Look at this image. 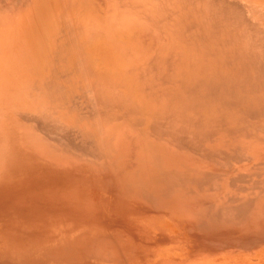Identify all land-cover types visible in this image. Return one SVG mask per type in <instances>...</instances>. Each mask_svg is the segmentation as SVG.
<instances>
[{
	"label": "crops",
	"instance_id": "crops-1",
	"mask_svg": "<svg viewBox=\"0 0 264 264\" xmlns=\"http://www.w3.org/2000/svg\"><path fill=\"white\" fill-rule=\"evenodd\" d=\"M104 1L109 6L113 28L130 31L140 25L145 30L152 53L135 78L141 93L149 97L159 94L168 85V68L164 72L165 85L160 84V90L154 92L153 66L182 65L183 55L173 57L169 50L184 49L185 41L191 40L185 17L189 12L195 15L196 10L186 9L184 0ZM258 1L259 8L264 9V0ZM72 2L0 0V143L7 149L17 146L11 149L16 152L22 151L19 146L24 144L63 146L59 150L49 147L54 153L64 154L52 159L88 162L97 159L94 155L101 151L100 145L117 146L114 152H122L119 146L129 144L122 135L136 132L143 123L130 121L132 113L115 99L113 86L102 82L91 70L83 50L94 27L74 17ZM174 40L181 44L174 45ZM46 138L49 144L42 141ZM160 139L155 143L168 145L165 138ZM149 140L154 141L151 129ZM182 154L188 171L176 175V188L168 175L160 176L152 170L143 190L146 197L133 202L130 216L131 222L141 223L144 216L146 222L161 225L165 243L161 246V264H264V199L248 202L242 199L245 192L237 189L238 185H248L243 184L248 179L241 176L252 165L236 163L227 156L206 158L187 151ZM68 175L88 178L90 174L81 169ZM139 209L144 212L138 214ZM240 210L246 212L245 217Z\"/></svg>",
	"mask_w": 264,
	"mask_h": 264
},
{
	"label": "rangeland",
	"instance_id": "rangeland-1",
	"mask_svg": "<svg viewBox=\"0 0 264 264\" xmlns=\"http://www.w3.org/2000/svg\"><path fill=\"white\" fill-rule=\"evenodd\" d=\"M231 1L235 4L236 1L237 4L239 2ZM96 2L102 5L103 12H97L95 16L91 13L88 4L93 3V0L72 2L74 17L91 24L94 29L96 20L102 22L107 17L111 18L108 4L104 0ZM240 4L239 7L235 5L239 11L242 10ZM42 7L46 6L42 5ZM186 9H188L187 4ZM103 29L100 42H105L107 47L115 46L116 42L122 43L118 45L119 49H115L120 51L119 64L110 63L111 55L105 53L108 49L99 47L98 50L102 52L104 60L109 62L108 69L121 65V72L124 70L122 80H131L134 76L132 71H135L136 67L140 68L142 66L140 64L152 53L146 35L140 31L130 30L125 35L131 38L110 43L108 40L105 41V36L110 32L104 27ZM173 42L174 45L181 44L175 40ZM184 44V49L171 48L169 52L174 54L173 57L187 56L185 61L189 64L153 66L151 87L154 92L160 90V84L165 85L164 72L169 68L168 85L162 87L158 95L149 97L140 91L128 90L124 93L129 109L133 112L130 121L141 120L143 123V127L136 132L126 131L122 135L128 142L138 143L143 140L145 142L149 137L150 130L144 125L147 113L155 118L161 116L158 122L155 119L149 125L153 131L154 141L150 143L151 145L146 144L145 147L137 149V159L134 157V160H130L127 156L130 149L132 151L134 149L131 144L120 145L119 148L123 151L119 153L114 152L116 146L100 145L98 147L101 151L94 155L97 159L86 162L52 159L64 156L60 152H50L49 147L53 148L55 145L24 144L19 146L22 151L16 152L11 149H16L17 146H9L7 149V146L0 143L1 264L3 262L15 264V260L17 264H161V246L165 245L162 240L164 237L160 233L161 225L146 222L144 216L140 218L141 223L130 221L131 213L134 212L133 202L146 197L143 190L145 182L149 181L151 171H157L160 176L161 174L176 175V173L181 175L187 172L186 159L182 152L196 150L195 153L201 156L204 154L202 151L204 149L210 154L206 148L208 144L215 146L211 141L219 135L217 140L219 150L216 151V155L222 153L224 144L220 145V138L222 139V136L225 138L224 129L228 127L226 120L232 115L240 119L237 128L242 127L244 121H249L258 127L260 131L257 130V133L264 134V130L260 128L264 121L260 122L253 118L264 111L240 112V108H264V80L259 81L255 77L257 68H250L241 73L245 66L221 64L222 59L218 56L214 59L211 55L212 48L207 42L199 44L196 40H186ZM102 46L105 47V44ZM85 47L83 53L88 59ZM87 47L89 48L88 44ZM238 51L240 50H234V52ZM215 60L217 63H214ZM98 64L97 67L92 63V71H102L101 66L104 68V64L101 62ZM195 68L205 69L206 81L204 75L192 72ZM161 69L163 70L160 71ZM105 72L113 75L111 71ZM214 75L217 78V85L224 84L225 78H232L235 86L232 96H229V91L224 88L213 90L209 78ZM180 77L184 78V82L189 81L192 87L189 89L180 87L179 84L182 83ZM245 78L252 80L246 83L243 81ZM172 86H176L178 90L176 91ZM241 93H249V95L236 96ZM207 111L214 112L218 120L215 122L217 118L208 117ZM121 115L123 117L128 114ZM1 132L0 115V141ZM158 135L165 138L167 146L165 142L162 143L163 147H160L161 143H155V139L161 138ZM187 137H191L193 143L187 144L186 140H189ZM49 140L42 139L46 144H49ZM147 141L150 142L148 138ZM248 146L249 153L258 149L263 155L264 141ZM60 147L63 148L56 146L54 150L56 148L59 150ZM117 154L127 160L122 161V163L128 162L127 172L116 167L119 160L111 159ZM224 156L236 162L234 156L227 154ZM171 163L177 169L181 168V171H175V174L169 173L174 172L167 171ZM81 169L89 172L88 178L68 175L72 170ZM257 171L251 175H257L255 180L261 184L258 178H263L264 172L255 174ZM136 173L139 176H135ZM237 187L240 191L241 185ZM246 194L251 200L261 196L256 192L253 195ZM140 211L144 212L143 209H139L137 213H141Z\"/></svg>",
	"mask_w": 264,
	"mask_h": 264
},
{
	"label": "bare ground",
	"instance_id": "bare-ground-1",
	"mask_svg": "<svg viewBox=\"0 0 264 264\" xmlns=\"http://www.w3.org/2000/svg\"><path fill=\"white\" fill-rule=\"evenodd\" d=\"M88 1H91V0H88ZM96 1L97 0H93V3H88L89 9L94 16L96 15L97 12L98 13L103 12L102 5L98 4ZM238 1H239L238 4L241 3L240 4L241 8H242V10L240 9L241 11H239V9L237 8V7H239V5L237 4V1L235 4L234 2L232 3L231 0H228V1H226V0H184V4L186 3L188 5V9H195L196 10L195 15L193 12H189L186 14L185 18H188V19H185L186 20L185 21L186 32L189 35V38L191 40H196L199 42V44H201L202 42H207L208 44H210L211 48H212L211 55L214 57V59H216L217 56L219 59H222L220 61L221 64H223V65H233V64L243 65V66H245V68H244V70L240 71L241 73L246 72L250 68H257L256 73H255V77L258 78L259 81H263L264 80V26H263L264 25V9L259 8L258 3L260 1H258V0H238ZM186 4H185V8H186ZM243 11H245V12H243ZM100 19H102V18H100ZM192 23H193V25H192ZM23 24H24V22H23ZM94 24H95V29L93 30V35L90 39L92 41H90L88 43L89 48L87 47V45L85 47V51H86L87 58H88L87 59L88 64H89L91 70H92V63H95L97 65V67L99 66L98 62H101V64H104V68L101 66L102 71H98V70L95 71L94 70L93 72L95 73V75H97V77L100 80H102V82H104L105 84H109L110 86H113V88L116 91V92H114L115 99H117L118 101L120 100V103L123 105V108H126L125 110H128L131 113H133L129 109V105H128V102L126 101V96L124 93H127L126 90L135 91V92L140 91L137 87V82H136V78H135L136 72L138 71L139 67H136L135 71H132L134 73V76L131 77L132 78L131 80H128V81L126 79L122 80L124 78L122 76V72L124 70L121 72V68H120L121 65H118V67L112 66L109 70L108 69V63L109 62L104 60L105 58L103 57L102 52H99V50H98L99 47L101 49H108L107 51H105V53H108L111 55L112 60L110 61V63L119 64L118 60H119V56H120V54H119L120 51H116L115 49H119L120 47L116 46V45L115 46L112 45L111 47H107L105 42H100L101 41V33H104L103 27L108 32H110L108 35L105 36V41L108 40L110 43H114L117 40L123 41V40H126L127 38H131V36L125 35L127 31H122V30H118V29L113 28L111 18H108V17L105 18V20H102V22L99 20H96V23H94ZM35 27H36V25H35ZM193 27H195L196 30H194ZM33 30H35V29H33ZM131 30L135 31V32L140 31L141 33L143 32L146 35L145 30L143 28H141L140 25L134 26ZM27 37L29 38V36H27ZM218 42H221V43H218ZM103 44H105V47L102 46ZM30 45H32V44L30 43ZM72 47H70V48H72ZM135 48H138V46H135ZM243 48L245 50H243ZM232 49H234V50L239 49L240 51L234 52V50L232 51ZM43 54L45 55L44 52H43ZM183 57L187 58V56H183ZM99 60H101V61H99ZM184 63L189 64V62H186V61H183L182 64H184ZM214 63H217V60H215ZM140 65H142V64H140ZM105 71H111L113 75L111 76V74H108V72H105ZM168 71H169V68H168ZM192 72H195L199 75L200 74L204 75L203 78L206 81V77H205V73H204L205 69L199 68L196 70V68H195V70H193ZM214 74H215V71H214ZM90 76H91V74H90ZM244 76H246V73L244 74ZM112 78H116V79H112ZM250 80H252V79H250V78L243 79V81L246 83H248ZM181 81H182V83L179 84L180 87H182L184 89H186V88L189 89L190 87H192L191 83L189 81L184 82V78L180 77V82ZM198 81H200V80H198ZM209 81L213 84L212 87H213L214 91H216L217 89H223L224 88L225 90L229 91V94H228L229 96L233 95L232 90L234 89L235 86L233 85L231 77L225 78L224 84H221V85H217V83H216L217 78L215 75H214V77L209 78ZM121 82H123V83H121ZM135 83H136V85H133ZM211 83L209 85H211ZM172 87H175V89H176V86H172ZM170 89H171V87H170ZM177 90L178 89H176V91ZM109 93L112 95L111 92H109ZM246 95H249V93L236 94V96H240V97L246 96ZM240 110H241L240 112L264 111V108H240ZM207 115H208V117H213V119L217 118L215 116V113L212 111L211 112L207 111ZM253 118L257 121H260V122L264 121V112L256 114ZM130 119H131V117H130ZM155 119H156V122H158L159 119H161V116H158L157 118H155L154 116L150 115V113H147V117L145 119L144 125L147 126L148 130H150V128H151V126H149V125ZM185 119H188V118L185 117ZM217 120H218V118L215 120V122ZM239 120L240 119H238V117H236L235 115L234 116L232 115L231 117H229L226 120V123H227L226 125L228 127L227 128L225 127V129H224L225 138L223 136H222V139L220 138V145L222 143L224 144L223 145L224 150H222V153H220L219 155H216V151L219 150L218 149L219 143L217 142L218 138L220 137V135H219L216 139L211 141L212 143L215 144V146L208 144V146L206 148V150L209 151L210 154L207 153L204 149H202L204 154H201V156H203V157L205 156L206 158L209 156L223 158L224 155L227 154V155L234 156L236 159V163L249 162L252 165V166H250L251 169L249 168L248 173L244 176H241V177L246 178V179H248L249 176H251V177L246 182L242 180L243 184L248 182V185H246V186L241 185L240 191L246 192V193H251L252 195L254 194V192H256L257 194H261V196L258 197L256 200L264 199L262 197V196H264V175H263V178H258L261 180V184H259L255 180V178H257V175H251V174H254V172H256L257 170L258 171L255 174H259L261 172H264V159H262V158H264V157H262V156H264V153L262 155L258 149H254V151L251 153L248 152L250 149L248 144H251L253 146L254 144H259V142L264 141V134L257 133L256 131L259 130L258 127L256 125H253L249 121H244L243 126L237 128V124L240 122ZM260 126H261L260 128L264 130V122H262V124ZM158 128L161 129V127H158ZM68 133H70V132H68ZM143 133H144V131H143ZM158 136H159V138L161 137L160 135H158ZM147 138L149 139V137H147ZM147 138L145 139V142H144V140L140 141L138 143L128 142L129 144L132 145V148H134L133 149L134 154L132 155L133 151L130 149L129 154L127 155L130 160H134V157H135V159H137V154H138L137 149L145 147L146 144L151 145L150 142L147 141ZM187 138L189 139L188 141L186 140L187 144L193 143L191 137H187ZM159 145H161L160 147H163L164 144L161 143ZM55 147L56 146H54L52 149H54ZM74 149L77 153V146H75ZM79 149H80V147H79ZM85 149H87V147ZM87 150H84V151H87ZM116 151H115V153H116ZM191 151L195 152L196 150H191ZM78 152L81 153V155H82L83 151L79 150ZM117 153H119V152H117ZM114 156H115V158H111V159L119 160V162L116 164V167H119L121 170L127 172L126 170L129 168L128 162L122 163L123 160L127 161L125 159V157L118 155V154H117V156L116 155H114ZM171 164H170L167 171L171 170L174 172H169V173L175 174V171L176 172L181 171V168L177 169L174 164H172V165ZM173 167H174V169H172ZM129 171H130V169L128 170V172ZM184 173H186V172H184ZM167 175L168 174H166L164 176H167ZM176 175H180V174L176 173ZM176 175H168L169 181H170V183H173L174 188H176V186H177ZM219 175H221V174H219ZM222 175H224V174H222ZM79 176H80V174H79ZM209 179L211 180V178H209ZM219 180H220V178H219ZM207 183H208V181H206V184ZM230 183H232V182L230 181ZM231 185H233V184H231ZM185 186H187V185H185ZM209 191H211V190H209ZM251 191H254V192H251ZM246 193L242 199L248 200V202H249L251 199H249V197ZM224 199H227V198H224ZM248 202H247V204H249ZM250 202L254 203V201H250ZM247 204H245V205H247ZM249 205H252L250 207H253V204H249ZM240 206L242 207V205H240ZM240 206L238 208H240ZM243 208L246 209L244 206H243ZM232 210L235 211L234 208ZM238 212H240V214L242 212V214H244V217H245V214H246L245 211L243 212L242 210H240ZM215 216H218V213H216ZM240 216H243V215H240ZM250 216H251V214H250ZM232 217H233V214H232ZM221 218L219 217V219H221ZM236 218H237V215H236ZM214 219H216V217ZM238 219H240V218H238ZM234 220H235V218H234ZM224 222H225V220H224ZM226 222H227V220H226ZM220 223H221V221H220ZM228 224H230V223H228ZM159 226H160V224H159ZM160 227H158V228H160ZM255 239H258V238H254L253 241ZM259 241H260V239H259ZM238 244H240V243H238ZM4 263L5 262H3L2 264H4ZM14 263L17 264L18 262L15 260ZM5 264H10V263L7 262Z\"/></svg>",
	"mask_w": 264,
	"mask_h": 264
}]
</instances>
